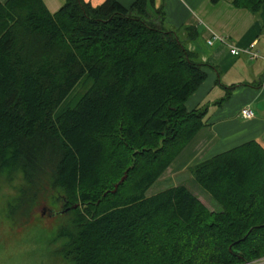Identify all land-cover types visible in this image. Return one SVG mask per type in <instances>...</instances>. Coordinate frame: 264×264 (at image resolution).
<instances>
[{"label":"trees","instance_id":"trees-1","mask_svg":"<svg viewBox=\"0 0 264 264\" xmlns=\"http://www.w3.org/2000/svg\"><path fill=\"white\" fill-rule=\"evenodd\" d=\"M263 3L232 0L253 14ZM196 36L153 0L0 3V181L50 177L71 213L68 264H264L255 140L188 169L218 210L183 184L147 193L205 124L206 107H186L206 78Z\"/></svg>","mask_w":264,"mask_h":264},{"label":"crops","instance_id":"crops-1","mask_svg":"<svg viewBox=\"0 0 264 264\" xmlns=\"http://www.w3.org/2000/svg\"><path fill=\"white\" fill-rule=\"evenodd\" d=\"M42 1L51 13L64 3V0ZM85 1L97 5L103 0ZM118 1L129 6L134 0ZM153 5L162 8L169 28L181 30L187 26L197 31V36L186 45L207 64L205 80L186 101L188 109L206 107L205 124L166 170L171 173L188 170L208 157L249 140L264 148V3L256 14L234 7L232 0L216 3L153 0ZM216 34L223 41L215 39ZM210 39L212 44L207 42ZM253 41L257 58L252 59L241 51L237 55L229 51L244 48ZM246 105L254 112L250 119L240 116V109Z\"/></svg>","mask_w":264,"mask_h":264},{"label":"rangeland","instance_id":"rangeland-1","mask_svg":"<svg viewBox=\"0 0 264 264\" xmlns=\"http://www.w3.org/2000/svg\"><path fill=\"white\" fill-rule=\"evenodd\" d=\"M175 184L185 185L210 210L220 209L188 170H166L147 193ZM19 187L25 193L18 202L14 197ZM70 219L49 176L37 177L26 186L18 178L0 181V264H68L62 254L65 238L58 233L70 227Z\"/></svg>","mask_w":264,"mask_h":264},{"label":"built area","instance_id":"built-area-1","mask_svg":"<svg viewBox=\"0 0 264 264\" xmlns=\"http://www.w3.org/2000/svg\"><path fill=\"white\" fill-rule=\"evenodd\" d=\"M215 39L219 40V41H223V38L220 35H215L214 36ZM209 44H212V40H208L207 41ZM255 46V41L251 42L248 46L241 48V49H237V48H231L229 51L231 54L237 55L241 52L248 54L252 59L257 58L258 57V53L257 51L254 49ZM240 116L244 119H250L254 116V112L252 110V108L248 105L243 106L240 109Z\"/></svg>","mask_w":264,"mask_h":264},{"label":"water","instance_id":"water-1","mask_svg":"<svg viewBox=\"0 0 264 264\" xmlns=\"http://www.w3.org/2000/svg\"><path fill=\"white\" fill-rule=\"evenodd\" d=\"M125 176H126V175H123V176L121 177V179L119 180V182L123 181V179L125 178ZM117 185H118V184H115L113 191L116 190Z\"/></svg>","mask_w":264,"mask_h":264}]
</instances>
